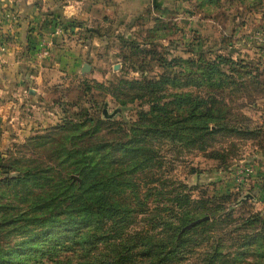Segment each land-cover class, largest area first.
<instances>
[{
	"label": "rangeland",
	"instance_id": "rangeland-1",
	"mask_svg": "<svg viewBox=\"0 0 264 264\" xmlns=\"http://www.w3.org/2000/svg\"><path fill=\"white\" fill-rule=\"evenodd\" d=\"M34 1L55 3V6L41 13L39 23L48 25L50 33L45 34L38 26L26 23L27 33L43 36L32 47V55L40 56L41 45L51 40L57 50L50 52L51 46H47L45 55H56L54 59L59 65L42 69L30 81L29 86L37 92L32 97L25 91L27 98L25 106L18 108V119L0 120V205L25 207L22 182L14 185L3 181L17 177L18 169L46 170L52 165L56 170L41 174L48 177L57 175L58 171L68 173V168L59 166L60 160L52 156L61 137L43 143L32 139L63 124V115L76 122L87 115L94 120L109 119L108 123H99L93 139H126L127 123L138 119L139 105L143 102L134 100L124 107L118 104L137 91L128 85L117 89L121 79L154 80L163 72L180 70L187 65L186 60L200 62L196 65L215 61L217 68L232 78L212 88L215 103L210 101L208 106L214 114L224 115L222 123L227 124V129L207 137L203 149L196 144L172 148V142L165 139L163 150H159L165 161L162 168L125 174L139 185L140 192L138 201L131 198L132 212L122 236L139 230L160 231L159 217L178 225L181 219L193 218V222L215 214L210 225L198 226L186 234L191 240L185 247L186 257L172 264L197 263L203 257L206 242L217 238L222 239L223 251L234 253L243 242L240 235L247 230L242 225L244 219L264 211V0H156V5L153 0H146L147 4L142 7H137L141 0H97L100 3L92 0L96 12L83 20L63 15L65 5L72 0ZM28 10L29 7L23 14ZM23 14L20 17H30ZM69 51L80 55L89 64V70L81 73V65H69ZM196 65L189 68L194 70ZM214 77L217 80L222 75L214 72ZM165 87L173 90L170 85ZM152 95L160 93L145 97ZM167 99L166 96L160 101ZM171 111L174 117L185 114L182 107L172 106ZM92 125L87 121L83 126ZM89 135L77 132L80 141ZM152 145L158 144L152 142ZM69 176L78 178L75 173ZM41 189L34 186L30 189L31 195H39ZM128 193L129 190L125 192ZM229 212L231 216L225 214ZM191 222L181 231L191 228L187 227ZM256 226L260 227L261 223ZM0 235L3 251L12 250V258L20 260V264H51L62 252L58 245L56 254L41 251L16 254L24 237L13 232ZM48 245L49 241L44 240L34 247ZM246 256L242 261L231 259L227 264H264V258L259 255Z\"/></svg>",
	"mask_w": 264,
	"mask_h": 264
},
{
	"label": "trees",
	"instance_id": "trees-1",
	"mask_svg": "<svg viewBox=\"0 0 264 264\" xmlns=\"http://www.w3.org/2000/svg\"><path fill=\"white\" fill-rule=\"evenodd\" d=\"M186 63L180 70L163 72L154 80L119 81V90L122 85L137 88L128 100L118 101L121 107L134 100L143 102L139 105L138 119H130L127 123L126 139H93L92 134L99 123H108L109 119L94 120L87 115L76 122L66 114L61 119L63 124L56 125L46 134L32 137L40 140L39 143L61 137L52 156L60 160L59 166L68 168V173L58 171L57 175L46 177L41 173L56 170L55 166H47L49 169L46 170L23 167L17 170V177L3 180L14 182V185L22 182L25 191L22 195L25 207L0 205V233L13 232L24 237L16 254L23 251L56 254V247L61 245L62 252L51 264H172L186 257L185 247L190 240L186 234L198 226L210 225L215 214L183 231L181 229L193 218L181 219L178 225H173L171 220L159 217L160 231L139 230L122 236L132 212L131 198L138 201L140 192L139 185L125 174L146 168H162L165 161L159 150H163L165 139L172 142V148L196 144L203 149L207 137L228 127L222 123L224 115L214 114L208 104L210 101L215 103L212 88L224 85L232 76L221 72L215 61L204 65H196L200 62L193 60H186ZM188 64L196 65V68L192 70ZM214 72L222 78L216 80ZM165 85H170L173 90L166 89ZM154 92L160 95L145 97ZM166 96L169 99L160 101ZM172 106L184 108L185 114L174 117ZM87 121H91L92 127L83 126ZM80 131L91 135L80 141V136H77ZM152 142L158 145L154 146ZM69 173H75L78 178L70 177ZM44 178H47L45 182L40 183L39 180ZM34 186L42 188L39 195H31L30 189ZM127 190L130 193L125 194ZM169 211L172 212L171 209ZM225 214L231 216V212ZM243 222L247 230L240 235L243 242L234 253L223 251L225 246L221 238L213 242L209 240L203 257L192 264H227L231 259L242 261L247 254L264 258V211L247 217ZM257 223L261 226L257 227ZM44 240L49 241L48 246L34 247ZM12 253V250L3 251L0 244V264H20V260L12 258Z\"/></svg>",
	"mask_w": 264,
	"mask_h": 264
},
{
	"label": "crops",
	"instance_id": "crops-1",
	"mask_svg": "<svg viewBox=\"0 0 264 264\" xmlns=\"http://www.w3.org/2000/svg\"><path fill=\"white\" fill-rule=\"evenodd\" d=\"M45 2H35L34 0H0V45L4 47V50L0 51V120L2 121L12 122L15 118L18 119V108L23 104L25 106L27 98L24 95L25 91H28L32 97L37 92V90L29 86L30 81L33 78H37L36 74H40L42 69L46 70L49 66L55 68V65H59L54 59L56 55L53 56L51 53L43 56H39L36 53V56H33L32 47L43 36L39 34L34 35L33 33L32 36L29 32H26V23H31L34 27L38 26L41 32L45 34L50 33L51 28L48 25L40 26L39 23L42 21L41 13L43 14L44 10L55 6V3L51 5ZM92 3H94L92 0H72V2L65 5L62 13L66 18L75 20L87 19L89 15H93L96 12ZM96 3L100 2L96 0ZM145 3L146 0H141L137 7H142V4ZM28 7V12L23 14ZM20 14H23L22 16L29 15L30 17L28 19L23 18L20 17ZM76 29L75 27L70 31L74 32ZM27 39H30L29 46ZM50 42L51 40L48 46H51V48L49 47L48 51L56 52L54 50L56 46H52ZM84 46L86 47L85 44ZM67 53L70 57L69 65L73 67L81 65L82 68L84 64L82 57L72 51Z\"/></svg>",
	"mask_w": 264,
	"mask_h": 264
},
{
	"label": "water",
	"instance_id": "water-1",
	"mask_svg": "<svg viewBox=\"0 0 264 264\" xmlns=\"http://www.w3.org/2000/svg\"><path fill=\"white\" fill-rule=\"evenodd\" d=\"M157 3H156V0H153V5H156ZM89 64H87V63H84L83 64V66H82V68H81V73H84V72H86V71H88L89 70ZM106 109L104 108L103 109V113H104V115H106ZM208 217L206 216V217H202V218H200V219H197V220H195V221H193V222H191L190 224H188L187 225V227H190V226H193V225H195V224H197V223H199V222H201V221H203V220H205V219H207Z\"/></svg>",
	"mask_w": 264,
	"mask_h": 264
},
{
	"label": "built area",
	"instance_id": "built-area-1",
	"mask_svg": "<svg viewBox=\"0 0 264 264\" xmlns=\"http://www.w3.org/2000/svg\"><path fill=\"white\" fill-rule=\"evenodd\" d=\"M49 45V42H46V43H43L41 45V48H40V55H45L47 54V46ZM4 50V47H2V45H0V51Z\"/></svg>",
	"mask_w": 264,
	"mask_h": 264
}]
</instances>
